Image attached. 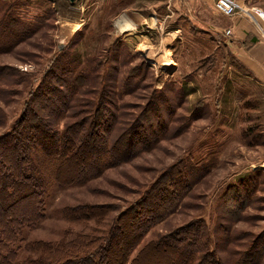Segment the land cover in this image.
<instances>
[{
  "label": "rangeland",
  "instance_id": "1",
  "mask_svg": "<svg viewBox=\"0 0 264 264\" xmlns=\"http://www.w3.org/2000/svg\"><path fill=\"white\" fill-rule=\"evenodd\" d=\"M18 1L23 17L51 11L29 40L0 51V65L17 67L25 78L9 85L1 74L0 135L19 117L52 60L69 47L107 59L117 131L140 124L152 134L139 155L115 165L106 158L101 173L84 182L56 183L48 167L44 216L24 231V241L69 239L93 228L98 236L174 170L182 173L181 183L167 180L164 187L179 196L129 259L150 239L195 220L206 223L213 239L223 235L219 224L242 239L264 237V39L246 17L218 13L214 0H198L192 19L167 0ZM240 2L264 9V0ZM121 18L132 27L121 31ZM246 187L248 196H242ZM78 205L98 207L96 214L110 209L102 217L67 218L63 210Z\"/></svg>",
  "mask_w": 264,
  "mask_h": 264
},
{
  "label": "trees",
  "instance_id": "2",
  "mask_svg": "<svg viewBox=\"0 0 264 264\" xmlns=\"http://www.w3.org/2000/svg\"><path fill=\"white\" fill-rule=\"evenodd\" d=\"M18 6V0H0V51L29 40L45 26L51 11L47 7L42 14L23 17ZM1 66L0 78L3 73L8 76L9 85L24 83L17 67ZM108 67L107 59L89 57L77 47L61 50L28 91L19 117L0 135V264H264V237L242 239L240 232L219 224L223 235L213 239L202 220L150 239L129 259L150 226L179 196L180 191L164 187L167 180L179 185L182 173L175 176L174 169L158 181L160 187L112 218L98 236L93 228L69 239L24 241V231L44 216L50 175L62 185L84 182L101 173L106 158L113 165L130 161L151 142L152 134L140 124L117 131L115 93L107 89L113 79L105 75ZM247 191L248 187L242 196H248ZM236 206L241 208L238 202ZM97 208L78 205L63 212L79 220L102 217L110 209L96 214ZM228 213L236 218L235 209ZM20 249L28 253L21 257Z\"/></svg>",
  "mask_w": 264,
  "mask_h": 264
},
{
  "label": "built area",
  "instance_id": "3",
  "mask_svg": "<svg viewBox=\"0 0 264 264\" xmlns=\"http://www.w3.org/2000/svg\"><path fill=\"white\" fill-rule=\"evenodd\" d=\"M215 10L225 16L239 14L246 17L254 27L256 33L264 39V9L258 6H247L240 0H214ZM230 33V29H226Z\"/></svg>",
  "mask_w": 264,
  "mask_h": 264
},
{
  "label": "crops",
  "instance_id": "4",
  "mask_svg": "<svg viewBox=\"0 0 264 264\" xmlns=\"http://www.w3.org/2000/svg\"><path fill=\"white\" fill-rule=\"evenodd\" d=\"M167 1L174 2V5L176 4V8H179L180 10H182L183 13H185L188 16V18H191V19L196 13L195 11L199 9L198 0H167ZM252 29L253 31H255L253 26H252ZM239 32H242V31L240 30Z\"/></svg>",
  "mask_w": 264,
  "mask_h": 264
},
{
  "label": "bare ground",
  "instance_id": "5",
  "mask_svg": "<svg viewBox=\"0 0 264 264\" xmlns=\"http://www.w3.org/2000/svg\"><path fill=\"white\" fill-rule=\"evenodd\" d=\"M117 24L119 25V29L121 31H124L126 29H129L132 27V23L128 21L127 18H121L117 21Z\"/></svg>",
  "mask_w": 264,
  "mask_h": 264
}]
</instances>
